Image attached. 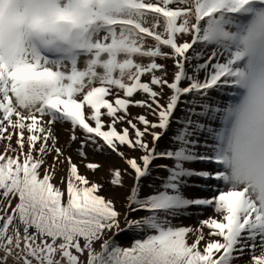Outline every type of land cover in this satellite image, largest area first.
Listing matches in <instances>:
<instances>
[{"label":"snow or ice","instance_id":"snow-or-ice-1","mask_svg":"<svg viewBox=\"0 0 264 264\" xmlns=\"http://www.w3.org/2000/svg\"><path fill=\"white\" fill-rule=\"evenodd\" d=\"M0 145V264H264V0H0Z\"/></svg>","mask_w":264,"mask_h":264},{"label":"rangeland","instance_id":"rangeland-1","mask_svg":"<svg viewBox=\"0 0 264 264\" xmlns=\"http://www.w3.org/2000/svg\"><path fill=\"white\" fill-rule=\"evenodd\" d=\"M162 63H166L168 65V70H169V78H171V72H172V61L168 60V61H161ZM213 96L216 95V93H212ZM142 98V94H138L136 96V99H140ZM145 110L142 108H136L133 107L131 109V112L136 115V114H140L142 112H144ZM151 119V117H149ZM63 125H57V130L58 127H62ZM67 128H69V125L67 124ZM175 127V126H174ZM58 134V133H57ZM78 135H80L79 131L77 133ZM66 139L61 138L59 135V142L60 144H65L68 140V132H66ZM172 135V131L170 130L168 132V134H166L160 141H159V145L160 148L163 149L166 145H168L170 143V137ZM14 144V141H13ZM0 147H2V145H0ZM77 147L76 144L72 145V150H70V154L73 155V159L76 160L79 163V158L75 155L74 149ZM126 152H128L127 149H122ZM136 153H132V152H128V155H135ZM89 160L93 161V162H98L102 165V167L98 170H96L95 172H92L86 168H84V166L81 164L80 165V169L81 172L84 173L85 175H87L91 180L96 181V182H104L106 180V178L109 177V173H108V167L109 165H112L114 167H127L126 164H124V162L120 159L119 156H117L114 153H97V152H93V151H89ZM49 161H51V157H49ZM87 162V161H86ZM157 164L159 163H170V161H161V160H157L156 161ZM188 167H192V168H196V169H200V168H213L214 165H207V164H201V163H192L189 165H186ZM64 173H58L57 176V182H59V176L63 175ZM155 175V173H154ZM160 176H166L167 173L160 171L159 172ZM195 179V178H193ZM149 182H152L156 185V188H159L161 181L160 180H152L151 177L145 179L144 181H142V183L145 185L144 188V192H150L153 191V189H148L146 186ZM126 183L130 184L131 181L127 180L126 178ZM200 183H204L203 181H201ZM209 183H214V181H210ZM127 189L126 188H113V187H106L104 188V194L108 195V196H112V195H116L118 197V200H123L124 194L126 193ZM184 193L187 196H197V195H207V193L203 192L201 189L198 188H184L183 189ZM190 212L192 213H197V209L193 208V209H189ZM212 209L207 208L204 209V216L206 217L207 215L211 214ZM138 215H144V213H139ZM198 218H202V217H198V215L194 214L191 216H187V217H182L179 219L183 220V223L186 225H194L197 221ZM107 235H111L110 233ZM107 238V236L105 237ZM116 240L123 246H129L132 242V237L129 234H124V235H120L116 237ZM249 257L248 255H245L242 259L238 260L236 262V264H247Z\"/></svg>","mask_w":264,"mask_h":264},{"label":"bare ground","instance_id":"bare-ground-1","mask_svg":"<svg viewBox=\"0 0 264 264\" xmlns=\"http://www.w3.org/2000/svg\"><path fill=\"white\" fill-rule=\"evenodd\" d=\"M67 124H63V126L62 127H58V130H57V133H58V135L61 137V138H64V139H66V132L67 131H65L64 129H67Z\"/></svg>","mask_w":264,"mask_h":264},{"label":"trees","instance_id":"trees-1","mask_svg":"<svg viewBox=\"0 0 264 264\" xmlns=\"http://www.w3.org/2000/svg\"><path fill=\"white\" fill-rule=\"evenodd\" d=\"M109 180H110V176L108 178H106V180L104 182H101V184L104 185V188H106V187L110 188L111 187L109 184ZM95 247L97 248V250H99L100 245L96 244Z\"/></svg>","mask_w":264,"mask_h":264}]
</instances>
